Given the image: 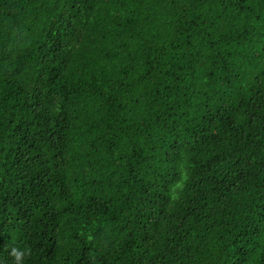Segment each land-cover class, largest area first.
I'll return each instance as SVG.
<instances>
[{
  "label": "trees",
  "instance_id": "16d2710c",
  "mask_svg": "<svg viewBox=\"0 0 264 264\" xmlns=\"http://www.w3.org/2000/svg\"><path fill=\"white\" fill-rule=\"evenodd\" d=\"M0 264H264V0H0Z\"/></svg>",
  "mask_w": 264,
  "mask_h": 264
}]
</instances>
